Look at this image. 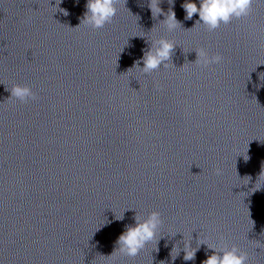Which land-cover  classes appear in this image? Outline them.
I'll return each instance as SVG.
<instances>
[{
    "label": "clouds",
    "instance_id": "clouds-1",
    "mask_svg": "<svg viewBox=\"0 0 264 264\" xmlns=\"http://www.w3.org/2000/svg\"><path fill=\"white\" fill-rule=\"evenodd\" d=\"M121 0H88L86 4L87 12L84 15L82 23L90 26L93 29L103 28L106 24L111 23L118 12L117 5ZM126 2V0H125ZM173 0H169L171 4ZM61 0H58V4ZM253 0H199V7L196 3L187 0L182 7L186 12L185 19H192L193 15L198 13L199 20L197 24H202L207 27L209 31L217 29L221 23L228 24L233 18L247 17L252 11ZM159 0H150V8L154 14H159L161 9L158 7ZM65 16L68 15L66 10L61 9ZM165 24L168 30H174L179 22L176 19L175 12L169 11L166 16ZM158 47L154 50L150 49L144 52L142 57L143 67L140 68V60L136 61V67L140 68L145 74H149L155 70L163 67H168L166 63L171 56L175 47L174 42L167 39H159L157 41ZM197 63H203L204 66L210 63H218L222 60L219 54L209 58L207 54L201 50L197 53ZM11 98L19 100L21 103H26L28 100H35L36 93L27 85H14L11 89ZM248 157H245L247 160ZM216 174H221V169H216ZM261 175L259 176L261 178ZM120 217L119 219H122ZM135 226H126V231L118 238L119 247L113 253L119 252L121 255L128 257H136L149 242H152L160 230L163 223L161 214L158 211H152L146 219L136 216ZM214 250V253L203 261V264H246L248 256L242 252L236 245L230 248L227 245L216 247L209 245ZM184 259L193 260L195 257V250L188 245L185 246ZM222 253V255H221ZM172 255V254H171ZM175 259V255H172Z\"/></svg>",
    "mask_w": 264,
    "mask_h": 264
}]
</instances>
